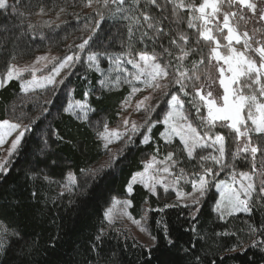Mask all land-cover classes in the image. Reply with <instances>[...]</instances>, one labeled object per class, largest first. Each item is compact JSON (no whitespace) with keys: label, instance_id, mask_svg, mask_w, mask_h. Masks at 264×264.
<instances>
[{"label":"snow or ice","instance_id":"1","mask_svg":"<svg viewBox=\"0 0 264 264\" xmlns=\"http://www.w3.org/2000/svg\"><path fill=\"white\" fill-rule=\"evenodd\" d=\"M80 3L85 8H92L95 15L81 30L80 42L69 45L70 50L74 47L77 51L51 60L38 57L32 66L23 69L9 62L0 78V87L30 72L32 78L20 84L21 91L27 95L37 88L47 89L52 85L50 91L54 96L55 85L63 84L70 75L66 70L82 63L89 70L97 71L101 61L107 60L116 75L111 81L101 80V90L111 91L127 84L130 92L124 98L122 110L131 106V97L137 93L148 90L149 94L138 100L134 107L135 112L143 113V124L132 121L129 129L130 121L125 118L123 132L109 130L105 124L104 133H97L106 140L104 147L107 149L109 144L123 140L125 136V147L135 143L134 136L141 127L145 132L140 143L148 144L153 129L163 125L159 139L164 142L166 155L157 160L156 154L161 150L157 142L155 153L144 163V171L134 174L130 185L139 184L153 196L158 195V187L165 193L171 190L176 193L178 202L191 197V204L183 203L191 214L199 211V204L214 184L220 197L214 210L221 220L241 213L250 215L253 205L264 206V0H80ZM32 7L31 0H0V16L17 18L23 29L24 20L33 14ZM64 12L66 8L60 7L55 13L56 19ZM35 14L47 15L43 6ZM105 15L123 22L124 31L120 34L123 50L116 54L108 48L117 37L111 39L108 47L93 50ZM27 28L32 29L33 25L29 23ZM0 30L9 31L6 24H0ZM25 34L21 31L17 39ZM194 54L199 59L190 60ZM9 55L15 60L14 53ZM46 60L53 67L48 75L37 78L36 73L42 69L35 65ZM213 69L218 76L213 75ZM217 82L220 91L214 89ZM83 95H91V92ZM182 97H189L187 103L195 110L199 123L191 118ZM52 103L51 96L44 98L45 105ZM162 104L166 105L162 116L153 118V113ZM76 109H84V115L76 113ZM87 110L89 105L81 101L63 109L66 113L76 114L78 120L88 118ZM47 112V107H41L39 115L28 124L18 117L0 120V148L8 145L4 148L6 156L0 159V175L8 174L12 157L19 153L26 133ZM217 129H224L227 135ZM57 139L62 138L57 136ZM177 139L179 143L174 144ZM47 143L45 141V146ZM45 146L40 147V153L47 158ZM122 152L123 148L110 156L107 168L114 165ZM241 164L247 170L241 168ZM104 170L102 166L92 169L89 174L95 180ZM226 170L228 181L216 182ZM68 176V184L62 187L71 191L78 182L71 173ZM181 181L191 185L190 193L182 191ZM127 191L131 195L133 188L129 186ZM121 203L120 214L128 215L124 209L130 207L131 202ZM176 206L179 204L165 205ZM111 214V208L104 213L109 224L113 223ZM133 223L140 222L133 220ZM248 231L252 239L249 246L264 251V240L256 239L257 234L264 236V224L260 227L248 225ZM164 232L167 243L172 245L174 242L169 238L166 226ZM8 235L17 234L9 233L0 225V251H6ZM152 239L155 242L156 237ZM238 247L241 245L227 251L235 252Z\"/></svg>","mask_w":264,"mask_h":264},{"label":"trees","instance_id":"2","mask_svg":"<svg viewBox=\"0 0 264 264\" xmlns=\"http://www.w3.org/2000/svg\"><path fill=\"white\" fill-rule=\"evenodd\" d=\"M31 3L33 14L24 20L23 29L17 18L0 16V24H6L9 29L8 32L0 30V74L13 61L10 53L23 62L32 60L36 54L46 50L55 52L58 58L72 54L77 49L73 47L70 50L69 45L80 42L81 30L95 15L93 10L87 11L81 6L80 0H31ZM41 6L47 15L35 14ZM60 7L66 8V12L56 19L55 13ZM29 23L33 25L32 29L27 28ZM184 27L186 29V25ZM21 31L26 34L17 39ZM123 31L122 21L105 15L93 50L108 47L111 39L117 37L108 50L114 54L121 52L120 34ZM191 59H199V56L194 54ZM98 82L96 73L78 63L66 81L56 87L54 96L51 88L23 95L16 80L0 89V120L18 117L28 124L39 115L41 107L48 108V112L41 115L31 126L32 130L26 133L19 153L12 157L8 174L0 175V225L5 226L9 233L17 234L7 236L6 251H0V262L264 264V251L260 247L249 246L252 239L248 231V225L260 227L264 224V206L253 205L250 215L238 214L220 221L213 212L217 201L214 184L201 201L199 211L191 214L189 208L180 205L165 207L173 198L171 193L163 195L159 192L153 196L140 185L133 186V192L128 196L131 216L138 219L146 205L150 208L147 226L156 240L149 248L137 243L118 226L105 222L104 212L112 200L127 197L126 187L131 177L140 172L145 161L155 153L157 142L161 149H164V145L159 139L162 125L153 129L150 134L152 140L148 144L140 143L142 131L134 136L135 143L123 149L114 165L111 168L105 165V170L93 180L90 171L101 168L99 163L106 155L97 133L101 131L103 120L107 121L109 127L117 125L119 104L126 95L123 90H101ZM214 89L219 91L216 85ZM86 91L91 95H83ZM47 96L53 99L52 104H44ZM70 98L89 105L91 113L86 121H79L63 111ZM182 98L195 122L199 123L195 110L187 103L189 97ZM165 107L162 104L153 113V118L162 116ZM217 131L227 135L224 129ZM57 136L62 139H57ZM45 141L48 142L46 146ZM228 144L231 146L230 140ZM41 146H45L47 158L41 155ZM240 167L244 168V165ZM68 173H72L78 183L71 191L61 195L60 186ZM228 177L226 170L216 178V182ZM190 186L186 183L179 185L184 191H189ZM33 193L36 195L33 196ZM165 226L169 238L174 242L172 245L165 239ZM256 239L264 240V236L257 234ZM237 244L241 247L235 252L227 251Z\"/></svg>","mask_w":264,"mask_h":264},{"label":"rangeland","instance_id":"3","mask_svg":"<svg viewBox=\"0 0 264 264\" xmlns=\"http://www.w3.org/2000/svg\"><path fill=\"white\" fill-rule=\"evenodd\" d=\"M94 7H96V5H93V8ZM92 10H93L92 8H87V11H92ZM237 47H239V46H237ZM38 57H47L49 60H51V58H53V57L58 58V55L55 52L51 51V50H46L45 52L36 54L33 57V59L30 60V61H28V62H23V61H19V60L15 59L11 63H14L19 68L23 69L25 67L32 66L33 65V62ZM44 65H47V67H44ZM84 66L88 69V67L85 64H84ZM35 67L42 69V71H38L36 73L37 78H41L43 76L48 75V73L50 72L51 68L53 67V64L52 63H48V61L46 60V61H41L39 64H36ZM125 67H129L130 68V66H127V65H125ZM72 70H73V68H71L70 70H66V71H70V74H71ZM89 71L90 72H94V73H96V75H98V77H99L98 85H99L100 88H101V80L107 79V80L111 81V80L114 79V77L116 75V72H115L114 68L108 64L107 60H102L101 61V67H100L99 70H97V71L89 70ZM5 72L3 74H0V78L3 77V75L5 74ZM61 75L63 76L64 73L62 72ZM213 75L214 76H218V73H216L214 69H213ZM31 78L32 77H31V73L30 72L24 73V75L20 79H17L16 80V81H18L19 88H20V84L23 81L28 80V79H31ZM59 79H60V77H57V80H59ZM66 79H65V81H66ZM60 85H62V84H56L55 87H59ZM215 85L219 88L218 82ZM3 87L4 86L0 87V89H2ZM49 88H52V85H49L47 89H49ZM44 90H46V89L37 88L35 91H31L29 93H33V92H36V91H44ZM120 90L125 91V93H126L125 97L129 95L130 88H129V86L127 84H123L120 87L115 88V89H113L111 91H108L106 88L104 89V91H107V92H115V91H120ZM173 91H177V89H173ZM219 91H220V89H219ZM20 92L23 95H25L21 91V88H20ZM148 94H149V91L146 90V91L137 93L136 95H134L133 97H131V106L127 107V110L126 111L122 110V107H121V105H122V103L124 101V99H123L122 102L119 104V108H118L120 113L118 115V121L116 122L117 125L116 126H113V127H109L107 121L106 120H103L102 121V124H101V131L99 133H104V131H105V128H104L105 124H107L109 130H119V131L123 132L124 131L123 120L125 118H127L130 121V123H129V129L131 127V122L132 121H135L138 125L139 124H143V113H137V112H135L134 111V107H135V104H136V102L138 100L142 99L143 96H146ZM82 102L86 103L85 101H82ZM75 103L76 102H74L70 98L69 101H68V103H67V105H66V107L69 104H75ZM152 103H155V100H153ZM186 109L190 113L191 118L194 121H196L195 118L192 115V112L187 107H186ZM84 112H85L84 109H76V113H78L80 115H84ZM90 113H91L90 112V109L87 110V117L90 115ZM69 115H71L72 117H74L75 119H77L76 118V114H69ZM79 121H86V120H79ZM142 131L145 132V128L144 127H141L138 133H140ZM97 139L101 142V145H102L103 149L106 152L105 157L99 163L102 166L107 165V162L109 161V158H110L111 155L117 154L121 148H123V149L126 148L124 146V141L127 139L126 136L124 137L123 140H120V141H117V142H113L112 144H109L107 149L104 147V144L106 143V140L101 139L98 135H97ZM175 141H178V139L177 140H174V142ZM161 142L164 145L163 140H161ZM7 146L8 145H5L4 148H6ZM4 148H0V159H3L6 156V152L4 151ZM165 155H166V151L164 149H161L160 152L158 154H156V158H157V160H161V159H163V157ZM152 156H150L147 160L151 159ZM142 171H144V164H143V169L140 172H142ZM68 174H67V176H66V178H65V180H64V182H63L62 185H67L68 184V180H69ZM228 179H229V177L226 180H222V181H228ZM182 184H185V183L183 181H181L180 185H182ZM62 185L60 186V192H67L69 190V188L66 187V186L65 187H62ZM135 185H139V184L130 185V181H129L128 186L126 187L127 197L126 198H114L112 200L110 206L106 209V210H108L109 208L112 209L111 218L113 220V223L109 224L108 220H106L105 217H104V220L109 225H116V226H118L119 229H121L122 231H124L128 235H130V237L132 239H134L137 243H139L140 245H142V246H144L146 248H149L152 245H154V241L152 239V235L150 234L149 229H148V226H147V215H148V211L150 210L149 206L148 205L145 206V209L143 210L142 215L138 219H134L131 216V214H130V207L131 206L128 207L127 209H124V211H126L128 213V215H121L120 214L121 213V210L123 209V204L121 202H123L125 200H128L129 201V199H128L129 194H128L127 188L129 186H131L133 188V186H135ZM182 191L183 192H186V193H190L192 191L191 186L189 188V191H184V190H182ZM159 192H161L163 195L167 194V193H165L163 191L162 188H159L158 187V193ZM215 192L217 193V201H218L220 197H219V193L217 192L216 188H215ZM168 193H171L173 195V198L166 205L179 204L180 206L184 207L183 206V203L184 202H187V203L191 204V197H186L184 201L178 202L177 201V198H176V193L175 192H172L171 190H169ZM166 199H167V197H166ZM215 205H216V203H215ZM215 205L213 206V212L216 215V217L218 218V213L214 210L215 209ZM241 214H243V213H241ZM227 218H229V217L226 216L224 220H221L219 218L218 219L220 221H225ZM133 220L139 221L140 223L139 224L133 223ZM141 228H143L144 231H141ZM6 240H7V237L5 238V241Z\"/></svg>","mask_w":264,"mask_h":264}]
</instances>
